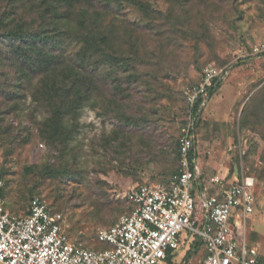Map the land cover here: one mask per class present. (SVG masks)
<instances>
[{"label": "rangeland", "instance_id": "1", "mask_svg": "<svg viewBox=\"0 0 264 264\" xmlns=\"http://www.w3.org/2000/svg\"><path fill=\"white\" fill-rule=\"evenodd\" d=\"M82 2L68 9L72 25L85 8L106 30L108 51L127 57L130 71L107 65L96 74L97 94L77 117L73 138L58 148L39 133L54 104L50 92L33 79L17 91L22 97L16 102L3 97L15 86L0 85L6 206L23 213L30 197L42 195L72 240L104 248L96 232L127 212L124 192L175 169L188 118L184 88L197 83L211 63L228 74L199 113L196 162L207 188L214 176L230 181L235 173L238 179L242 172L254 176L255 205L245 240L264 258V61L250 54L264 41V0ZM192 240L187 235L174 250L176 262H198L202 249L190 250Z\"/></svg>", "mask_w": 264, "mask_h": 264}, {"label": "built area", "instance_id": "2", "mask_svg": "<svg viewBox=\"0 0 264 264\" xmlns=\"http://www.w3.org/2000/svg\"><path fill=\"white\" fill-rule=\"evenodd\" d=\"M263 53L264 41L250 54L258 58ZM227 73L225 67L208 63L200 80L184 88L188 118L179 136L177 169L166 182L135 184L124 192L132 208L114 224L97 230L104 248L72 240L42 196L33 195L27 213L15 215L0 194V264H164L167 252L174 253L187 235L193 236L190 250L199 246L204 250L193 264H264L258 248L245 240L255 205L254 177L242 172L240 179L227 182L214 176L210 192L201 186L196 162L199 113L208 103L209 91ZM3 186L0 175V189Z\"/></svg>", "mask_w": 264, "mask_h": 264}, {"label": "trees", "instance_id": "3", "mask_svg": "<svg viewBox=\"0 0 264 264\" xmlns=\"http://www.w3.org/2000/svg\"><path fill=\"white\" fill-rule=\"evenodd\" d=\"M84 1L88 0H0L4 2L0 4V85L15 86L13 90L5 91L3 97L8 100L16 99L17 102L22 97L17 91L25 90L26 85L37 79L38 85L50 92L49 98L54 103L50 114L39 123V133L47 144L57 148L73 138L77 117L94 97V92L97 94L100 86L95 82L96 74L102 73V68L107 65H121L126 71H130L131 67L127 57L115 56L108 51L110 39L106 30L102 24L88 18L90 15L85 8L79 10L77 22L72 25L68 9L74 3ZM111 1L99 0V3L107 5ZM115 1L119 3L120 0ZM63 5L67 8L62 9ZM69 46L72 47L70 51L67 50ZM257 59L264 61V53ZM6 67L13 70V76H10L11 72ZM222 81L209 91V97ZM25 96L27 95L24 94L23 97ZM33 99L36 101L34 97ZM200 100L201 97L197 105ZM185 104L188 113L186 99ZM7 111H11L10 107ZM178 146L177 142L175 169L158 181L166 182L177 169ZM0 175L2 176L1 172ZM4 187L5 183L0 189L3 198ZM123 201L129 212L131 203L125 198ZM175 262V254L168 251L164 264Z\"/></svg>", "mask_w": 264, "mask_h": 264}, {"label": "crops", "instance_id": "4", "mask_svg": "<svg viewBox=\"0 0 264 264\" xmlns=\"http://www.w3.org/2000/svg\"><path fill=\"white\" fill-rule=\"evenodd\" d=\"M223 177L226 179L227 182H233L234 179H235V177H237V174L235 173V174L233 175V177H232L233 180H232V181L227 180L226 176H223ZM201 186H202V187H203V186L206 187L205 184L203 183V181H202V183H201ZM206 188H207V187H206ZM207 191H210V192L213 191V187L211 186V188H207ZM5 207H6V209H7L9 212L15 214V212L12 211L10 207H7V206H5ZM24 214H25V212H23V213H18V214H15V215H24ZM248 220H249V219H248ZM201 249H202V250L200 251V253L203 254L204 250H203L202 247H201ZM200 257H201V255H200ZM262 258H263V257H262ZM198 261H199V260H198Z\"/></svg>", "mask_w": 264, "mask_h": 264}]
</instances>
